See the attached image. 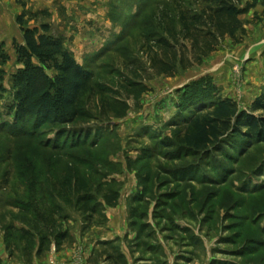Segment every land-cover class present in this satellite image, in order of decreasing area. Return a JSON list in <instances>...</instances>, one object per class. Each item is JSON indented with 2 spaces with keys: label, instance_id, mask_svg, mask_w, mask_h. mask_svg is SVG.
Returning a JSON list of instances; mask_svg holds the SVG:
<instances>
[{
  "label": "rangeland",
  "instance_id": "1",
  "mask_svg": "<svg viewBox=\"0 0 264 264\" xmlns=\"http://www.w3.org/2000/svg\"><path fill=\"white\" fill-rule=\"evenodd\" d=\"M194 2L0 1V45L10 58L0 64V84L7 90L0 91V264H57L56 233L83 235L86 215L76 208L75 180L94 196L97 212L107 195L118 192L123 203L127 198L135 239L125 251L133 264L137 251L146 264H166V252L181 255L175 264L195 258L192 264H264V144L223 169L226 159L213 150L197 157L184 153L175 129L199 95L232 99L248 110L264 94V0H244L243 6H256L241 17L247 31L242 44L228 39L203 66L172 78L152 73L138 85L137 70H150L145 44L163 35L160 24L169 19L180 28V3L195 11ZM26 12H48L50 20L27 16L25 26L50 23L93 74L82 97L93 120L78 124L87 136L81 148L69 143L56 151L50 144L57 127L26 136L4 128L12 120L3 106L12 98L11 75L22 67L13 47L14 41L23 43L17 18ZM50 203L67 216L55 219V231L43 210ZM95 219L106 223L103 216ZM36 225L49 238L42 255ZM21 231L34 234L33 240ZM103 249L114 261L123 257L119 247Z\"/></svg>",
  "mask_w": 264,
  "mask_h": 264
},
{
  "label": "trees",
  "instance_id": "2",
  "mask_svg": "<svg viewBox=\"0 0 264 264\" xmlns=\"http://www.w3.org/2000/svg\"><path fill=\"white\" fill-rule=\"evenodd\" d=\"M243 2L195 0V11L192 5L180 3V28L168 18L166 26L160 24L163 35L145 44L144 52L150 70L141 67L137 70L138 85L144 79H151L153 74L172 78L180 72L203 66L228 39L237 45L242 44L247 31L241 17L256 6L255 3L243 6ZM27 16L35 20L39 17L50 20L48 12H26L17 18L23 43L14 41L13 47L22 67L11 75L12 98L3 106L12 120L3 124L4 128L14 135L26 136L33 135L44 126L57 127L55 140L50 144L56 151L62 152L65 144L69 143L73 149L81 148L87 136L78 124L93 120L82 102L83 95L91 89L93 74L66 49L63 38L53 32L50 23L26 27ZM9 59L0 45V64L6 66ZM0 91L7 93L2 84ZM175 129L178 130L177 140L184 153L197 157L213 150L226 159V166H223L226 169L251 147L264 144V94L248 110H241L232 99L211 100L207 95L206 98L199 95L187 106L184 120L181 124H175ZM72 188L77 196L76 208L86 215L84 233L94 226H100L96 216H103L104 221H107L105 206L115 208L119 204L118 192L112 196L107 195L102 210L97 212L92 206L96 201L94 196L83 193L84 186L81 187L78 180L74 181ZM22 210L25 213L30 211L25 208ZM43 210L47 219L53 223L54 231L58 216L61 220L67 219V216L62 218L64 209L56 204L44 205ZM21 232L32 240L35 236L27 231ZM35 233L40 239L38 254L42 255L49 238L45 228H39L38 225ZM69 239V230L56 233L58 249ZM141 243L137 238V248H140Z\"/></svg>",
  "mask_w": 264,
  "mask_h": 264
},
{
  "label": "crops",
  "instance_id": "3",
  "mask_svg": "<svg viewBox=\"0 0 264 264\" xmlns=\"http://www.w3.org/2000/svg\"><path fill=\"white\" fill-rule=\"evenodd\" d=\"M123 200L122 196L115 208L105 206L104 214L107 221L104 226H94L83 235L80 232L74 236L73 231H70V239L67 243H64L60 252L56 255L57 264H120V262L133 264L131 259L128 260L125 248L129 241L135 239V234H133L129 224L127 198L125 203L122 202ZM201 243L203 244V242ZM110 245L121 249L122 259L114 261L111 257L103 254L105 251L103 248ZM166 254L168 255L166 264H173L174 260L181 256L171 254V257L168 252ZM194 260L196 261V258ZM145 261H147V258L140 256L137 251V264H146ZM195 261L191 260L192 263ZM191 262L189 261V264H192Z\"/></svg>",
  "mask_w": 264,
  "mask_h": 264
}]
</instances>
